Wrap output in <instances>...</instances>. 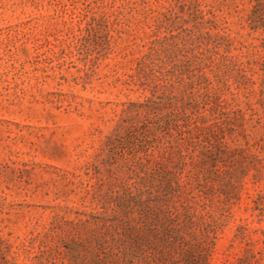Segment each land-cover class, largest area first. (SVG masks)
<instances>
[{
    "label": "rangeland",
    "instance_id": "1",
    "mask_svg": "<svg viewBox=\"0 0 264 264\" xmlns=\"http://www.w3.org/2000/svg\"><path fill=\"white\" fill-rule=\"evenodd\" d=\"M0 264H264V0H0Z\"/></svg>",
    "mask_w": 264,
    "mask_h": 264
}]
</instances>
